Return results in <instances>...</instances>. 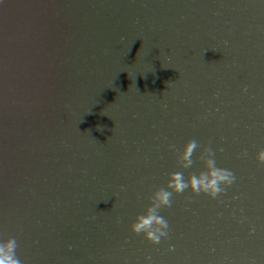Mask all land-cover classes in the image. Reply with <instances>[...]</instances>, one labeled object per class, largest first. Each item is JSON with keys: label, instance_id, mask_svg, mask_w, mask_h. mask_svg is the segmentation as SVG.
I'll return each mask as SVG.
<instances>
[{"label": "water", "instance_id": "1", "mask_svg": "<svg viewBox=\"0 0 264 264\" xmlns=\"http://www.w3.org/2000/svg\"><path fill=\"white\" fill-rule=\"evenodd\" d=\"M208 149L235 183L174 194L159 245L134 235ZM261 150L264 0L0 5V237L22 264H264Z\"/></svg>", "mask_w": 264, "mask_h": 264}, {"label": "clouds", "instance_id": "2", "mask_svg": "<svg viewBox=\"0 0 264 264\" xmlns=\"http://www.w3.org/2000/svg\"><path fill=\"white\" fill-rule=\"evenodd\" d=\"M197 147L198 143L195 140L188 142L184 147L179 156L183 168L191 167V157ZM206 156V171L190 175L187 179L183 172L172 173L166 187L154 192L150 206L143 214L138 215L131 225L134 235H143L152 245H159L169 234V222L161 215V210L172 206L174 194L179 195L190 189L195 195L204 194L215 200L235 183L236 176L233 171L218 167L214 159L215 153L211 149L206 150ZM257 162L264 164V150L258 152ZM241 222H244L243 218ZM252 232H255L254 228ZM17 248L15 238L0 237V264H22L17 256Z\"/></svg>", "mask_w": 264, "mask_h": 264}, {"label": "snow or ice", "instance_id": "3", "mask_svg": "<svg viewBox=\"0 0 264 264\" xmlns=\"http://www.w3.org/2000/svg\"><path fill=\"white\" fill-rule=\"evenodd\" d=\"M5 3V0H0V5H3Z\"/></svg>", "mask_w": 264, "mask_h": 264}]
</instances>
